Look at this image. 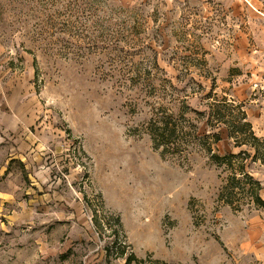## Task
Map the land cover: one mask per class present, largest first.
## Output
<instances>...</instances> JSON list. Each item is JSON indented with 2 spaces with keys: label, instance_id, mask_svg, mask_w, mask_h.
<instances>
[{
  "label": "rangeland",
  "instance_id": "rangeland-1",
  "mask_svg": "<svg viewBox=\"0 0 264 264\" xmlns=\"http://www.w3.org/2000/svg\"><path fill=\"white\" fill-rule=\"evenodd\" d=\"M216 99L264 139V0H0V264H264Z\"/></svg>",
  "mask_w": 264,
  "mask_h": 264
},
{
  "label": "trees",
  "instance_id": "trees-1",
  "mask_svg": "<svg viewBox=\"0 0 264 264\" xmlns=\"http://www.w3.org/2000/svg\"><path fill=\"white\" fill-rule=\"evenodd\" d=\"M205 122L208 126L223 125L227 130L229 138L233 139L235 147L246 146L248 149H241L237 153H228L219 155L212 152L211 160L217 166H225L230 170V176L222 188L220 200L227 205L233 206L241 199H247V205L255 208H264V200L261 197L262 186L248 171L250 163L259 162L264 166V148L262 144L264 139L254 134L252 126L246 119L245 112L238 105L228 103L226 100H217L210 103ZM167 123L154 124L152 131V141L155 149L167 147L171 142L170 137L175 135L176 127L172 125L168 129ZM215 141L220 140V135H212ZM164 150V149H163ZM162 150V152H163ZM116 223L119 218L115 217ZM94 219V223H96ZM124 258V264H143L145 259L138 258L133 252L126 255V252L120 250L117 254ZM152 264H166L164 261L154 259Z\"/></svg>",
  "mask_w": 264,
  "mask_h": 264
},
{
  "label": "bare ground",
  "instance_id": "bare-ground-1",
  "mask_svg": "<svg viewBox=\"0 0 264 264\" xmlns=\"http://www.w3.org/2000/svg\"><path fill=\"white\" fill-rule=\"evenodd\" d=\"M105 150H106V149H105ZM113 157H114V156H113ZM130 157H131V156H130ZM104 158H105V157H104ZM104 158H103V159H104ZM130 162H131V161H130ZM132 162H133V161H132ZM133 163H134V162H133ZM130 165H131V164H130ZM137 169H138V168H137ZM133 173H134V172H133ZM135 173H136V172H135ZM148 182H149V181H148Z\"/></svg>",
  "mask_w": 264,
  "mask_h": 264
}]
</instances>
